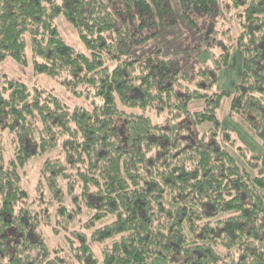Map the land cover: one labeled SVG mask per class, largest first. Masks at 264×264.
Instances as JSON below:
<instances>
[{
	"label": "trees",
	"instance_id": "trees-1",
	"mask_svg": "<svg viewBox=\"0 0 264 264\" xmlns=\"http://www.w3.org/2000/svg\"><path fill=\"white\" fill-rule=\"evenodd\" d=\"M221 1L228 25L218 0H0V62L26 66L29 46L35 73L91 100L69 110L20 82L0 85V264H264V156L241 151L242 166L218 118L229 97L264 151V0ZM58 17L86 53L64 41ZM183 24L176 58L161 46L142 53ZM232 47L240 81L216 92ZM211 49L212 64L193 61ZM55 151L29 201L21 170ZM85 210L86 233L70 230ZM41 227L69 234L72 253L49 248Z\"/></svg>",
	"mask_w": 264,
	"mask_h": 264
},
{
	"label": "rangeland",
	"instance_id": "rangeland-1",
	"mask_svg": "<svg viewBox=\"0 0 264 264\" xmlns=\"http://www.w3.org/2000/svg\"><path fill=\"white\" fill-rule=\"evenodd\" d=\"M175 8L176 4L174 3ZM227 6L221 1L218 0V11L223 13V15L219 14V20L225 25L230 24L231 14L226 13ZM204 22H211L209 17H206ZM61 36L64 41L74 48L76 51L80 53H86V50L82 43L79 41L78 36L72 27L66 22L63 17H58L55 21ZM184 24L180 27H174L170 30L161 31L160 37L154 42H151L147 47L142 49V53H147V51L151 50L155 46H161L166 50H169L170 57L176 58L177 54L175 52V48L178 43L183 39L186 34L184 31ZM188 28L186 29L187 32ZM235 31V30H234ZM237 31H235L236 35ZM217 49H211L209 51L204 50L198 53L193 61H196L199 64L206 63L212 64V59L217 55ZM30 47L28 46L26 49V58L27 65L22 66L16 61L12 59H7L4 62H0V85L6 79L9 81H17L24 85H26L29 89H37L43 94H50L56 97L63 105H65L69 110L75 109H89L90 107V96L84 97L83 95L75 96L71 94L68 90H66L63 86L58 84L56 81L48 78L44 74L35 73L33 70ZM185 57V56H184ZM242 70V53L238 51L235 47H232L230 51V59L226 67L221 68L217 73V82L214 86V90L216 92H233L235 85L240 81ZM191 109H196V104L190 105ZM218 118L221 123V131H226L229 138L227 143L225 142V147L228 148V151L234 156L238 162L246 167L247 162L240 155V152H244V156H264V151L262 150L261 143L254 135L253 131L238 117L230 116V98L224 97L220 108L218 110ZM206 129V128H204ZM232 142V146L229 145ZM3 144L5 147L4 158L5 160H9L13 154V144L11 134L9 132H5L3 134ZM58 156V152H54L50 155L44 156H33L27 164L21 170L22 176V187L27 195V199L29 201H33L36 199L37 195L40 193L43 194L44 191L41 190V186L39 182L40 171L43 161L47 157L56 158ZM61 159V158H59ZM248 166V165H247ZM248 169V168H247ZM261 169V166H259ZM89 212L87 210L81 215V217L77 218L72 222L71 229H76L86 233L83 224L86 222L88 218ZM53 215H51V218ZM98 226V224H96ZM40 232L44 237L49 248L60 249L65 256H69L72 253L71 246L67 237L69 234L63 232L61 229L58 232H53L48 228L41 227ZM71 238V237H70ZM73 244V243H72ZM94 255L97 259H101V246L93 245ZM151 264H163L161 260L154 259Z\"/></svg>",
	"mask_w": 264,
	"mask_h": 264
}]
</instances>
